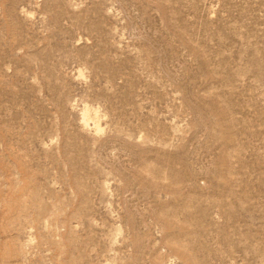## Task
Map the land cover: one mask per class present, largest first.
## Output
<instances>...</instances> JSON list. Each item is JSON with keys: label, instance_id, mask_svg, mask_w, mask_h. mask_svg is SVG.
<instances>
[{"label": "rangeland", "instance_id": "374dc122", "mask_svg": "<svg viewBox=\"0 0 264 264\" xmlns=\"http://www.w3.org/2000/svg\"><path fill=\"white\" fill-rule=\"evenodd\" d=\"M0 264H264V0H0Z\"/></svg>", "mask_w": 264, "mask_h": 264}, {"label": "bare ground", "instance_id": "6f19581e", "mask_svg": "<svg viewBox=\"0 0 264 264\" xmlns=\"http://www.w3.org/2000/svg\"><path fill=\"white\" fill-rule=\"evenodd\" d=\"M96 113L93 112L90 108L84 107L81 111L80 120L84 126H87L88 123L90 121H92V124H93L95 130L98 131L99 129L101 130V128H100V123L98 121L99 116Z\"/></svg>", "mask_w": 264, "mask_h": 264}]
</instances>
